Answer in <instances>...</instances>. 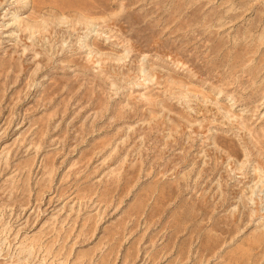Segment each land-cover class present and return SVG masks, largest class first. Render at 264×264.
Wrapping results in <instances>:
<instances>
[{
	"label": "rangeland",
	"instance_id": "374dc122",
	"mask_svg": "<svg viewBox=\"0 0 264 264\" xmlns=\"http://www.w3.org/2000/svg\"><path fill=\"white\" fill-rule=\"evenodd\" d=\"M0 264H264V0H0Z\"/></svg>",
	"mask_w": 264,
	"mask_h": 264
}]
</instances>
